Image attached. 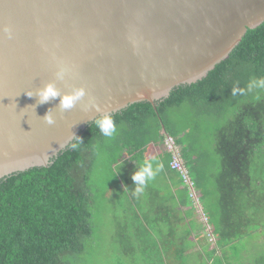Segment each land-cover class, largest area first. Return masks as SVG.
<instances>
[{
  "label": "trees",
  "instance_id": "trees-1",
  "mask_svg": "<svg viewBox=\"0 0 264 264\" xmlns=\"http://www.w3.org/2000/svg\"><path fill=\"white\" fill-rule=\"evenodd\" d=\"M260 77L264 23L248 29L230 56L203 80L181 85L155 104L134 103L112 114L117 126L113 138L104 137L93 121L78 136L83 142L75 149L70 144L48 167L3 178L0 264H82L95 236L101 198L113 187L122 209L116 215L120 252L132 264H190L184 258L189 244L184 243L191 230L181 236L178 230L193 207L182 179L170 167L166 133L182 146L215 236L212 248L203 247L208 255L203 264L231 263L234 243L264 231V174L256 172V157L264 146V89L231 94L233 86L246 89L251 79ZM185 105L219 120L224 110H232L233 117L216 131L221 169L213 178L206 167L215 162L194 151L185 129L173 119V109ZM153 156L163 162V171L133 195L132 174ZM251 264H264V251Z\"/></svg>",
  "mask_w": 264,
  "mask_h": 264
},
{
  "label": "water",
  "instance_id": "water-1",
  "mask_svg": "<svg viewBox=\"0 0 264 264\" xmlns=\"http://www.w3.org/2000/svg\"><path fill=\"white\" fill-rule=\"evenodd\" d=\"M262 23L264 0H0V181L48 167L98 112L203 80ZM50 82L60 96L42 102ZM78 87L86 95L62 109Z\"/></svg>",
  "mask_w": 264,
  "mask_h": 264
},
{
  "label": "rangeland",
  "instance_id": "rangeland-1",
  "mask_svg": "<svg viewBox=\"0 0 264 264\" xmlns=\"http://www.w3.org/2000/svg\"><path fill=\"white\" fill-rule=\"evenodd\" d=\"M172 114L173 119L177 123L176 126L185 129L186 139L192 141L194 151L201 153L204 159L209 158L212 162H215L214 166L211 167L208 165L206 167L208 174H210L208 177H215L216 169L217 172L221 169V157L216 149V131L233 117L232 110H224L221 120L215 115L207 116L204 112L195 111L188 105L176 107L173 109ZM256 161V172L264 174V170L262 169V164L264 163V146L259 149ZM211 183H213V180ZM116 192V187L107 188L105 196L101 198L98 215L95 217L97 224L95 236L89 241L90 244L87 246V254L82 264H132L131 257L125 256L120 252V241H118V226L120 224L116 220V215H122V209L119 208V198ZM124 201L127 202L126 200ZM201 222L198 224L196 221H190L189 224L192 228L189 224L187 226L181 224L182 226L178 230L179 235H185L186 230L190 229L191 233H197L198 237H200L201 233L204 236L206 233L207 236L209 226L206 228L203 222L205 227L203 226L202 229ZM190 241L188 239V242H185L184 245L187 246L189 244V248H192L194 244ZM206 241L209 247L215 245V242H210L208 237H206ZM232 247L233 249L230 251L232 255L231 263L251 264V260L264 251V231H256L253 234L247 235L234 243ZM185 257L190 258V264H203L206 261L202 259H206L208 255L199 256L196 252H189L184 255Z\"/></svg>",
  "mask_w": 264,
  "mask_h": 264
},
{
  "label": "clouds",
  "instance_id": "clouds-1",
  "mask_svg": "<svg viewBox=\"0 0 264 264\" xmlns=\"http://www.w3.org/2000/svg\"><path fill=\"white\" fill-rule=\"evenodd\" d=\"M3 31L9 38L12 37V31L9 26L5 25ZM68 73V69L64 66H60L56 72L58 78H63L64 75ZM254 89H264V77L253 78L251 79L246 89L240 88L239 86H233L231 89L232 96H236L237 94L244 95L252 92ZM31 92L28 93L31 96ZM39 98L42 102L48 101L50 98H55L60 96V91L55 87L53 83L46 84L43 88L38 90ZM86 95V89L84 87L74 88L71 92L65 93L61 96L60 99V107L62 109H71L77 101L83 98ZM259 98V97H257ZM46 123L53 124L54 119L51 113H47L44 117ZM96 127L100 130L101 134L107 138H113L117 134V126L114 121L113 115L108 111L98 112L97 116L93 118ZM72 138V137H71ZM69 138V139H71ZM76 142L71 143L70 147L75 149L78 147L80 143H82V139L79 137H75ZM62 146V145H61ZM164 169L163 162L158 158L153 156L151 159H146L143 164L139 167L137 171L132 174L133 184L136 185L133 195L138 196L142 193L147 186V184L154 180L157 174L162 172Z\"/></svg>",
  "mask_w": 264,
  "mask_h": 264
},
{
  "label": "built area",
  "instance_id": "built-area-1",
  "mask_svg": "<svg viewBox=\"0 0 264 264\" xmlns=\"http://www.w3.org/2000/svg\"><path fill=\"white\" fill-rule=\"evenodd\" d=\"M165 150L171 155L170 167L171 169L177 171L180 178L182 179L184 185L188 190V194L194 207L198 210L204 224L208 227V238L210 242L215 241V236L211 232V227L209 225L208 216L204 212L203 204L199 195L198 188L196 187L195 181L190 174V170L186 165L182 156V146L177 143L175 137L171 135H166L164 142Z\"/></svg>",
  "mask_w": 264,
  "mask_h": 264
},
{
  "label": "crops",
  "instance_id": "crops-1",
  "mask_svg": "<svg viewBox=\"0 0 264 264\" xmlns=\"http://www.w3.org/2000/svg\"><path fill=\"white\" fill-rule=\"evenodd\" d=\"M164 149H165V146H164ZM192 207H193V209L191 210V216H190V218L185 219V221H184V223L182 225H186L187 226L190 221H192V222L193 221H196L198 224H200V221H202L201 223H202V229H203L204 224H203V220L201 218V215L198 212V210L194 207V205H192ZM185 209H186V207H184V210ZM189 226H190V224H189ZM206 228H207V226H206ZM206 237H207L206 236V233H205V236L201 233L200 234V237H198V234L197 233L192 232V235L190 236V240L192 241V243L194 244V246H192V248H189L188 251L186 252V254L189 253V252L190 253L191 252H196V253H198L199 256L200 255H204L205 256L206 255V252L202 251L203 250L202 246H205L207 244ZM210 248H212V247H210ZM202 260H207V257H206V259H202Z\"/></svg>",
  "mask_w": 264,
  "mask_h": 264
}]
</instances>
